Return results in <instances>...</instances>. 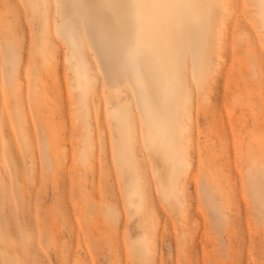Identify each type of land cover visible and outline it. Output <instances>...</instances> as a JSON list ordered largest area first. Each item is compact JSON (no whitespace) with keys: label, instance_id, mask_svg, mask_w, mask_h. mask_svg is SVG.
I'll use <instances>...</instances> for the list:
<instances>
[{"label":"rangeland","instance_id":"1","mask_svg":"<svg viewBox=\"0 0 264 264\" xmlns=\"http://www.w3.org/2000/svg\"><path fill=\"white\" fill-rule=\"evenodd\" d=\"M30 1L59 15L56 0H0V264H264V31L253 0H223L204 82L187 63L181 204L158 191L152 170L163 165L141 138L131 70L107 87L90 20L76 47L52 17L33 20ZM80 50L98 81L87 117L71 91ZM112 104L132 131L108 119Z\"/></svg>","mask_w":264,"mask_h":264},{"label":"bare ground","instance_id":"2","mask_svg":"<svg viewBox=\"0 0 264 264\" xmlns=\"http://www.w3.org/2000/svg\"><path fill=\"white\" fill-rule=\"evenodd\" d=\"M252 2L264 31V0ZM54 4L59 10L57 19L47 7L30 1L31 18L42 27L54 19L50 24L53 31L76 47L86 35L85 20H90L103 82L110 88L124 86L127 80L130 83L143 121L141 138L147 150L163 165V169L152 170L158 191L164 199L181 204L180 182L189 167L184 135L194 100L186 66L190 59L192 76L194 69L199 83L215 69L223 0H56ZM80 55L78 70L74 71L71 54L66 62L74 71L71 91L77 94L79 103L82 100L85 103L87 117L88 95L98 81L82 50ZM121 55L128 59L122 60ZM124 73L129 76L127 80ZM74 113L80 120L82 107H77ZM123 113L124 116H119L114 104L107 110L108 119L116 121L122 132L124 124L132 131L131 115ZM133 138L128 136L130 150ZM84 155L85 150L81 149L79 158L83 159Z\"/></svg>","mask_w":264,"mask_h":264}]
</instances>
